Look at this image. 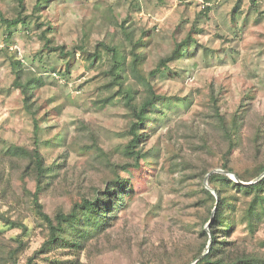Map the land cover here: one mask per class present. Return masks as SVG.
I'll return each mask as SVG.
<instances>
[{"label": "rangeland", "instance_id": "1", "mask_svg": "<svg viewBox=\"0 0 264 264\" xmlns=\"http://www.w3.org/2000/svg\"><path fill=\"white\" fill-rule=\"evenodd\" d=\"M23 1L32 14L37 0ZM19 9L15 0H0V10L8 17H16ZM41 16L39 22H48L53 28L48 36L54 46L64 47L66 52L76 48V53L62 56L46 50L40 38L43 29H36L34 23L32 29L17 27L11 39L0 25V154L11 144L34 147L32 117L24 110L21 92L12 86L10 60L16 59L23 62L26 77L41 83L36 100L40 116L47 112L43 132L51 138L66 137L65 147L54 155L68 151L70 181L65 187L69 189L59 187L39 195L50 216L60 208L69 211L81 194L100 181L104 168L83 146L98 141L118 158L129 141L128 109L118 99L104 102L114 92L102 88L108 84L103 71L109 58L106 52L96 51L97 44L123 38L118 23L124 20L152 30L154 39L143 67L148 75L158 59L188 33L194 41L180 62L152 81L164 99L155 109L159 121L152 119L147 126L149 132L157 131L144 148L156 157L152 170L143 167L127 175L134 199L123 219L108 237L79 257L44 255L36 264H138L141 248L171 252L182 247L187 251L197 240L202 241V227L193 226L209 212L208 205L198 204L200 172L216 164L214 155L225 144L217 130L216 112L229 117L242 102L251 104L244 150L250 149L253 124L262 122L264 128V0H52ZM96 52L99 56L92 64ZM246 161L245 156L238 159L239 163ZM13 187L21 203L12 206L0 193V213L28 226L24 236L28 249L18 254L19 264H27L40 250L44 230L19 173L13 177ZM27 188L36 191L35 183L28 179ZM205 230L211 236L209 224ZM22 232L0 222V234L7 240ZM230 240L264 253V219L255 233L246 222H240Z\"/></svg>", "mask_w": 264, "mask_h": 264}, {"label": "trees", "instance_id": "2", "mask_svg": "<svg viewBox=\"0 0 264 264\" xmlns=\"http://www.w3.org/2000/svg\"><path fill=\"white\" fill-rule=\"evenodd\" d=\"M15 1L20 8L16 17H8L0 10V25L5 28L8 39L14 37L17 27L32 29L34 23L36 29H43L40 38L46 50L58 51L62 56L76 53V48L66 52L64 47H55L48 36L52 26L48 22H39L42 10L52 0H37L32 14H28L23 0ZM128 23V20L118 23L123 38L100 42L95 49L106 52L109 58L107 68L103 71L108 84L102 88L114 93L104 102L111 103L118 99L130 113L126 132L129 141L118 158L106 152L98 141L92 146H83V150L93 153L95 161L104 168L100 181L90 191L81 194L69 211L60 208L53 216L44 211L39 195L55 192L70 181L66 172L68 151L54 155L65 147L66 137L59 134L55 136L57 138H51L47 137L48 132H43L42 123L47 122V112L40 116L36 100V90L41 83L35 78L26 77L23 62L10 60L12 86L21 92L24 110L32 117L35 138L33 148L11 144L5 153L0 154V193L12 206L21 203L20 195L13 187V177L19 173L23 190L32 197L35 212L42 222L44 242L27 264H36L35 261L44 258V255L77 258L91 245L108 237L134 199L133 183L127 175L143 167L152 170V158L156 156L146 152L144 147L157 128L149 132L147 126L152 119L159 121L155 109L164 99L156 93L152 81L180 62L194 40L192 33H188L183 40L175 43L169 54L160 57L155 68L145 75L143 67L148 60L154 32ZM77 50L85 51L83 47ZM98 54L92 55V64ZM249 111L251 104L242 102L229 117L216 112L217 130L225 144L214 155L217 157L216 164L200 172L202 188L199 193L202 196L198 204L208 205L209 212L201 217L200 224L195 223L193 226L195 229L197 226L202 227L199 235L202 241L197 240L187 251L182 247H176L171 252L141 248L138 264H264V253L252 252L230 240L240 222H246L249 231L255 233L264 219V128L262 122L253 124V133L248 140L250 149L244 150V130ZM241 156H245L247 161L239 163ZM7 162L11 163L9 168ZM231 175H235L240 182L233 180ZM207 176L210 189L203 184ZM27 179L35 183L34 193L28 190ZM65 188L69 189L67 186ZM214 210L216 212L212 218ZM0 222L23 231L22 235L9 240L0 234V264H19L18 254L28 249L24 236L28 234L29 228L22 220L13 221L1 213ZM208 224L211 236L205 230Z\"/></svg>", "mask_w": 264, "mask_h": 264}, {"label": "water", "instance_id": "3", "mask_svg": "<svg viewBox=\"0 0 264 264\" xmlns=\"http://www.w3.org/2000/svg\"><path fill=\"white\" fill-rule=\"evenodd\" d=\"M227 174H228V173H227ZM231 177H232V179L235 180L236 182H240L239 179H238L235 175H231ZM250 184H251V183H250ZM247 185H249V184H247ZM207 188H209L208 185H207ZM209 189H210V188H209Z\"/></svg>", "mask_w": 264, "mask_h": 264}]
</instances>
